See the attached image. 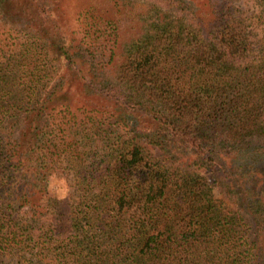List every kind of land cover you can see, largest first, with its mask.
Returning <instances> with one entry per match:
<instances>
[{
    "label": "trees",
    "instance_id": "trees-1",
    "mask_svg": "<svg viewBox=\"0 0 264 264\" xmlns=\"http://www.w3.org/2000/svg\"><path fill=\"white\" fill-rule=\"evenodd\" d=\"M12 259L264 264V0H0Z\"/></svg>",
    "mask_w": 264,
    "mask_h": 264
},
{
    "label": "rangeland",
    "instance_id": "rangeland-1",
    "mask_svg": "<svg viewBox=\"0 0 264 264\" xmlns=\"http://www.w3.org/2000/svg\"><path fill=\"white\" fill-rule=\"evenodd\" d=\"M69 12H72V10L69 8L68 10ZM70 14V13H69ZM72 24L73 27H78L79 26V23L76 21V22H73V20H71V22H69V24ZM76 83L78 84V81L76 79H74L72 76H68L67 79H66V84L68 86H76ZM61 183L60 182H53L52 183V186H51V189L53 190H57L60 186ZM11 264H27V263H23L20 259L19 260H16V259H12V261H10Z\"/></svg>",
    "mask_w": 264,
    "mask_h": 264
}]
</instances>
